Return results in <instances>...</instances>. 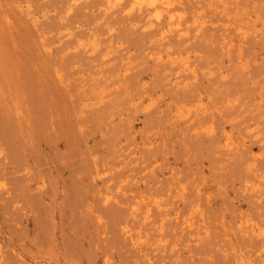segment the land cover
I'll return each instance as SVG.
<instances>
[{"label":"rangeland","instance_id":"374dc122","mask_svg":"<svg viewBox=\"0 0 264 264\" xmlns=\"http://www.w3.org/2000/svg\"><path fill=\"white\" fill-rule=\"evenodd\" d=\"M130 1L0 0V264H264V0Z\"/></svg>","mask_w":264,"mask_h":264},{"label":"bare ground","instance_id":"6f19581e","mask_svg":"<svg viewBox=\"0 0 264 264\" xmlns=\"http://www.w3.org/2000/svg\"><path fill=\"white\" fill-rule=\"evenodd\" d=\"M113 1L117 2L119 0H109V2H113ZM171 1L172 0H131L129 6H130V8H133V9H134V7L142 8L143 6H152L150 8V15L153 14V16L158 18L162 8L160 5L158 7H156L157 5L154 6V4L159 2L162 6L165 5L166 7H168L171 4ZM171 17H172V15L169 16V19ZM171 26H172V22H170V24H169V27H171Z\"/></svg>","mask_w":264,"mask_h":264}]
</instances>
